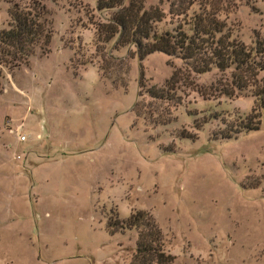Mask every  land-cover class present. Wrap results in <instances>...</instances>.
<instances>
[{
  "label": "rangeland",
  "instance_id": "rangeland-1",
  "mask_svg": "<svg viewBox=\"0 0 264 264\" xmlns=\"http://www.w3.org/2000/svg\"><path fill=\"white\" fill-rule=\"evenodd\" d=\"M30 1L0 0V30ZM41 1L46 51L0 66V264H131L136 230L107 225L138 210L174 264H264V120L237 133L260 118L252 93L227 92L230 71L197 74L178 57L139 60L134 46L98 41L95 23L111 12L97 0ZM170 2L145 3L164 12L157 32L190 34ZM223 4L233 39L264 38V0Z\"/></svg>",
  "mask_w": 264,
  "mask_h": 264
},
{
  "label": "trees",
  "instance_id": "trees-1",
  "mask_svg": "<svg viewBox=\"0 0 264 264\" xmlns=\"http://www.w3.org/2000/svg\"><path fill=\"white\" fill-rule=\"evenodd\" d=\"M146 1L97 0V11L111 12L105 22L95 23L97 40L106 43L116 38L115 48L134 46L139 60L155 52L178 57L197 74L212 68L221 73L230 71L226 91H250L260 117L241 124L237 133L258 129L264 120V80L259 77L264 75V38L250 47L233 39L226 23L219 19L225 7L223 0H171L169 15L189 18L186 23L191 33L183 27L158 33L155 25L163 20L164 12L159 6L147 8ZM195 4L199 11L187 17ZM9 15L8 29L0 30V66L12 69L28 63L37 48L46 51L53 30L50 13L41 0H31L24 8L13 4ZM176 76L173 74L167 84L174 82ZM148 93L155 99L168 97V90L152 88ZM107 226L136 230L131 264H174V257L164 252L162 232L148 212L134 211L125 221L116 220Z\"/></svg>",
  "mask_w": 264,
  "mask_h": 264
},
{
  "label": "built area",
  "instance_id": "built-area-1",
  "mask_svg": "<svg viewBox=\"0 0 264 264\" xmlns=\"http://www.w3.org/2000/svg\"><path fill=\"white\" fill-rule=\"evenodd\" d=\"M15 134L19 142H25L27 140V135L24 133V130H23V123L19 124L15 128ZM37 138L39 139L40 136L38 135Z\"/></svg>",
  "mask_w": 264,
  "mask_h": 264
}]
</instances>
